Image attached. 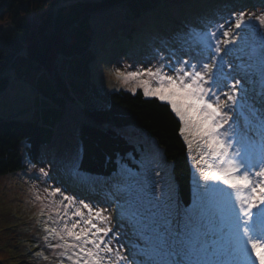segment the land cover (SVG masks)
Instances as JSON below:
<instances>
[{"label":"rangeland","instance_id":"rangeland-1","mask_svg":"<svg viewBox=\"0 0 264 264\" xmlns=\"http://www.w3.org/2000/svg\"><path fill=\"white\" fill-rule=\"evenodd\" d=\"M168 3H172L171 7L174 8L171 9L173 21L168 26L164 21L161 22L160 18L150 16V12H143L135 17L125 4H118L91 15L93 39L90 48L95 56L89 64V79L98 86L99 91L103 88L109 91L133 92L131 89L135 88L134 92H143L142 88L137 87L138 81L125 83L115 75L116 70L130 72L151 67L153 70L161 68L163 72L172 75L173 69L182 67L184 61L195 63L204 59L201 55L202 46L193 40L192 33L215 31L218 24L231 22L234 20L233 14L241 11L254 15L264 13V0H205L201 4L195 0L191 4L188 0H169ZM155 11L152 10L158 14V10ZM132 23L136 31L140 32L134 33L132 48L130 49L129 45L128 48H118V41L122 36H128ZM10 26L11 22L8 20L0 22V33L8 30ZM225 26L227 27V24ZM259 32L260 35L256 29L244 31V40L238 38L233 52L229 55L221 54L225 63L224 72L230 74L227 82L231 83L234 78L242 80L245 91L238 93V97H245L242 103L246 114L253 109L257 113L264 112V78L260 74L264 29H259ZM218 38L223 39L222 36ZM125 42L127 45V40H124ZM60 61L64 62L60 59L57 65ZM74 62L77 64L79 61L74 59ZM229 63L233 68L227 67ZM66 64L58 68L64 76L68 75ZM84 64L83 62L82 66ZM41 72H35L22 79L12 70H8L7 74L12 80L8 89L0 93V115L21 118L34 115L35 107L41 103V97L31 81L34 82ZM245 72L248 73L247 77ZM78 82L82 87L84 77ZM71 94L73 100H68L64 118L57 125L52 143L43 147L39 162H30L24 152L25 146L22 145L25 168L0 176V264H52L55 257V264H59L62 259L58 256L60 250L48 248L44 240L47 235L45 227L59 228L62 225L58 218V213H63V205L60 203L62 197L59 193L56 196L51 195L57 187L64 195L74 198V204L69 207L65 219H79L72 215L75 208H80L87 216V209L82 207L80 201L89 204L94 210L106 209L105 215L111 218L113 232L120 234V245L124 246L121 250L129 260L135 261V264L147 262L150 258L157 261L174 259L175 257L167 255L149 257L143 254L144 244L133 213L139 209L141 212L152 210L157 216L163 215L162 201L169 194L178 204L181 218L185 211L192 209L198 186L202 187L205 183L199 171L202 165L197 163L199 155L196 143H193L192 151L195 159L189 156L192 167V201L188 207L179 202L173 165L167 160L164 150L146 131L134 126L123 127L119 132L135 145L139 156L135 159L132 156L133 159L129 158V162L135 160L137 166L120 163L111 178L91 179L77 170L82 149L80 128L83 122L89 121L84 112L86 104L82 101L83 94ZM94 94L92 100L101 102L103 95L98 92ZM236 111L239 112L240 108ZM240 125L242 129L245 127L243 119L240 120ZM225 127L227 128V125ZM41 167L48 173L47 176L40 173ZM77 183L81 188L99 189L98 191H102V199L90 198L88 189L83 192L77 190ZM64 204H67V201H64ZM50 216L57 223H53L49 219ZM114 246L119 245L114 243ZM3 252L5 254H1ZM38 252L44 255L37 256ZM44 256L48 259L45 260ZM64 264L71 262L64 259Z\"/></svg>","mask_w":264,"mask_h":264},{"label":"snow or ice","instance_id":"snow-or-ice-1","mask_svg":"<svg viewBox=\"0 0 264 264\" xmlns=\"http://www.w3.org/2000/svg\"><path fill=\"white\" fill-rule=\"evenodd\" d=\"M233 16L234 20L218 24L215 31L192 33L193 40L202 46L204 59L184 61L172 75L151 67L115 72L125 83L138 81L137 87L142 88L145 97L167 102L180 122L179 135L193 159L196 143L197 163L202 165L199 171L205 181L198 186L192 209L185 211L182 218L170 194L162 201L163 215L139 209L133 213L144 244L143 254L175 257L159 261L150 258L141 264H264V112L253 109L245 113V97H238L245 91L242 80L227 82L230 74L224 72L223 59V55L233 52L238 38L244 40V31L256 29L260 35L264 13L241 11ZM227 67L231 69L233 65L229 63ZM260 74L264 78V39ZM241 119L245 121L243 129ZM39 171L48 175L43 167ZM58 193L62 197L63 213H58L62 225L45 227L44 240L48 248L60 250L59 264H64V259L71 264H135L121 250L124 246L120 245V234L113 232L106 209L94 210L80 201L87 216L75 208L72 215L79 219H65L74 198L64 195L59 187L51 195Z\"/></svg>","mask_w":264,"mask_h":264},{"label":"trees","instance_id":"trees-1","mask_svg":"<svg viewBox=\"0 0 264 264\" xmlns=\"http://www.w3.org/2000/svg\"><path fill=\"white\" fill-rule=\"evenodd\" d=\"M165 1L169 2L0 0V22H11L10 28L0 33V93L10 85V78L6 74L9 69L22 79L42 71L31 83L44 100L36 107L34 115L28 118L0 115V176L25 168L22 145L25 146L27 159L38 163L43 147L52 143L56 127L64 118L68 100H73L71 93L83 94L82 101L86 104L84 112L89 121L83 122L80 128L82 149L78 172L91 179L111 178L120 163L137 166L135 160L129 162L132 156L134 159L139 156L135 145L119 132L123 127L134 126L146 131L164 150L167 160L173 165L179 202L185 207L190 206L192 167L187 145L179 135L180 122L170 106L156 97H145L141 90L109 91L102 88L99 91L98 86L89 79V64L95 56L90 48L93 39L91 15L125 4L135 17L150 12V16L160 18L168 26L173 21L174 8L171 7L172 3ZM193 1L188 0V3ZM195 1L201 4L205 0ZM152 10H158V14ZM134 33L140 32L133 24L128 36H122L118 41V48H128L129 45L131 49ZM124 40H127V45ZM60 59L64 62L60 61L57 65ZM74 59L79 62L75 64ZM83 62L85 64L82 66ZM65 64L67 76L58 69ZM82 77L84 82H81V87L78 80ZM94 92L103 95L101 102L92 100ZM76 185L81 192L88 189L90 198L102 199L99 189L81 188L79 183ZM56 260V257L53 258L51 263L55 264Z\"/></svg>","mask_w":264,"mask_h":264},{"label":"crops","instance_id":"crops-1","mask_svg":"<svg viewBox=\"0 0 264 264\" xmlns=\"http://www.w3.org/2000/svg\"><path fill=\"white\" fill-rule=\"evenodd\" d=\"M9 70H11V69H9ZM7 72H8V71H6V74H7ZM7 75H8V74H7ZM11 80H12V79L10 78V83H11ZM9 86H10V85H9ZM9 86H8V87H9ZM7 89H8V88H7ZM39 96L41 97L40 101H41V102L44 101V100H43V97H42L40 94H39ZM36 107H38V106H36ZM36 107H35V108H36ZM56 128H57V127H56ZM55 134H56V132H55ZM55 134H54V136H55Z\"/></svg>","mask_w":264,"mask_h":264}]
</instances>
